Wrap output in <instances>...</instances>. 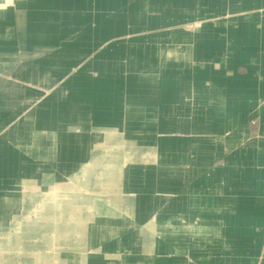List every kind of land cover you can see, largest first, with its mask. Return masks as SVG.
I'll use <instances>...</instances> for the list:
<instances>
[{"label": "crops", "instance_id": "crops-1", "mask_svg": "<svg viewBox=\"0 0 264 264\" xmlns=\"http://www.w3.org/2000/svg\"><path fill=\"white\" fill-rule=\"evenodd\" d=\"M3 17L0 62L28 57L0 79V126L53 90L0 141V225L19 228L0 262L264 264V0H12Z\"/></svg>", "mask_w": 264, "mask_h": 264}, {"label": "rangeland", "instance_id": "rangeland-1", "mask_svg": "<svg viewBox=\"0 0 264 264\" xmlns=\"http://www.w3.org/2000/svg\"><path fill=\"white\" fill-rule=\"evenodd\" d=\"M11 3H12V0H6L4 2V6H2L0 4V19H2L3 15H4V17L7 15V7L10 8ZM2 13H3V15H2ZM27 57H28L27 55H20V57L17 58L15 60V62H12V63H9V64H8V60H4L3 59L4 61L2 60L0 62V66H1L0 69L3 66H6V65L9 66V68H7L8 69L7 72L3 73V72L0 71V79L9 80L12 77V75L16 73V68H18L20 65H22ZM10 66H13V67H10ZM72 75H73L72 73H68V75L66 77L67 80H70ZM52 88H53V86H51L49 88H46V89H44V88H36V89H34V96L30 100H28V99L26 100V99L22 98V95L25 94V93H23V94L21 93V100H20L19 104H17V108H16V110H19L20 114L19 115L18 114L15 115L11 111L1 121L2 125L0 126V141H1V139H3V136L11 129V127L13 126L12 124H14V122L22 121L27 116L29 110H33L34 108L36 109L40 105H42V103L45 101V99H47L51 95V91L53 90ZM23 89H25V87H21V90H23ZM14 115H15L16 118L14 117ZM99 138H100L99 139L100 142H102L104 140L102 135H100ZM53 174L59 175L60 173L54 172ZM101 187L102 186L100 185V188ZM103 188L107 189V186L103 187ZM38 193L39 192L36 193V204H35L36 208H39L40 206H42L45 203V200H48V198H49V196L48 197L46 196V198H47L46 199L43 194L38 195ZM53 195H54V193L52 192L51 193V198L53 197ZM87 202L88 201H85V203H87ZM23 210L27 211V207H24ZM22 218L26 219V217H22ZM55 218H58V216H55ZM90 219H91V217H89V216L85 217V220H90ZM11 220L12 219H10V221H9V223L11 222L10 225L8 224V225H5L4 227L0 225V235L1 234H5V233L13 235V236L18 235V230H19V228L17 227L18 223L17 222L13 223ZM40 220L41 221L39 223L43 224L44 223V218L40 217ZM57 221H59V220H57ZM12 224L13 225L15 224V225L13 226ZM52 224H53V226L55 225L53 220H52ZM56 224H58V223H56ZM53 236H55V235H53ZM23 238L27 239V233L25 234V236ZM36 238H39V237L36 236ZM16 240H18V239H16ZM59 249L60 248H53L52 250H59ZM23 251H27V249L24 248ZM8 255H11L10 257H13L15 260H18L19 258H22L26 254H21V252L19 250H14V251L12 250V253H11V251H9ZM0 256H1V250H0ZM0 264H11V262L10 261H8V262L6 261L5 263L0 262ZM69 264H72V263H69Z\"/></svg>", "mask_w": 264, "mask_h": 264}, {"label": "bare ground", "instance_id": "bare-ground-1", "mask_svg": "<svg viewBox=\"0 0 264 264\" xmlns=\"http://www.w3.org/2000/svg\"><path fill=\"white\" fill-rule=\"evenodd\" d=\"M2 237H0V239H1ZM11 247V246H10ZM1 250V249H0Z\"/></svg>", "mask_w": 264, "mask_h": 264}]
</instances>
